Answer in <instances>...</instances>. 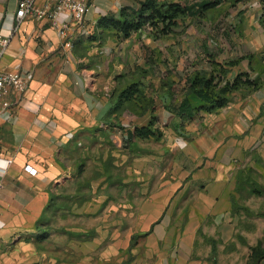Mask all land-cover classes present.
Masks as SVG:
<instances>
[{"label":"crops","instance_id":"crops-1","mask_svg":"<svg viewBox=\"0 0 264 264\" xmlns=\"http://www.w3.org/2000/svg\"><path fill=\"white\" fill-rule=\"evenodd\" d=\"M19 1L0 0V35L10 38L0 68H24L33 77L24 92L14 93L17 103L12 109L0 106V243L15 240L36 227L50 203L51 184L67 175L63 172L74 170L73 163H62V155L67 149L71 156L73 149H82L88 134H102L113 141L121 135L134 139L135 129L148 124L155 115L164 135L173 131H164L159 107L164 110L163 123L177 129L197 113L235 107L238 109L232 116L236 121L230 124L234 132L217 133L214 125V130L204 134L201 163L187 170L193 177L180 185L179 194L185 198L190 197V188L197 189L196 206L188 211L184 227L171 228L172 217L167 214L156 224L155 233L159 239L168 240L171 247L176 246L172 264H247L250 252L247 248L245 258L240 257V243L221 249L207 243L204 253L197 251L195 243L210 214H216L213 219L219 221L216 211L221 204L229 207L226 220L234 221L238 214L233 205V197L239 198L236 175L251 151L264 150V95L242 99L239 105L231 97L219 109L200 108L189 117L180 112L184 93L175 92L185 91L188 80L179 82L175 78L182 79L185 60L190 59L188 77L223 66L228 79L241 75V80H247L246 76L258 83L264 80V0H218L207 8L201 5L216 0H159L194 6L195 12L178 18L177 24L159 35L147 24L130 36L100 21L105 16H119L123 8L135 11L142 0H91L86 17L96 23L95 35L77 31L68 38L61 37L49 21L37 18L25 19L14 33ZM210 12L212 16L208 17ZM189 25L196 34L203 33L205 26L208 31L207 36L202 34L201 40H195L200 47L194 45L192 53L185 50V40H172L174 32L179 37ZM139 35L144 40L141 44ZM151 68L166 76L156 87L161 92L155 97L154 111L147 108L149 97L144 93L146 87H155L147 86L144 80ZM172 75L174 80H170ZM137 83L141 91L131 99L122 98V91ZM188 98L194 107L204 104L196 93ZM141 116L146 119L136 121ZM126 117L135 124L126 123ZM192 158L198 159V154ZM28 164L37 169L35 174L26 169Z\"/></svg>","mask_w":264,"mask_h":264},{"label":"rangeland","instance_id":"rangeland-1","mask_svg":"<svg viewBox=\"0 0 264 264\" xmlns=\"http://www.w3.org/2000/svg\"><path fill=\"white\" fill-rule=\"evenodd\" d=\"M207 16H212L211 12ZM220 24L224 26L223 21ZM205 28L203 33L196 34L189 25L181 30L179 37L174 32L172 40H185V50L192 53L196 50L194 45L200 47L195 40L202 34L208 35ZM143 41L140 36L138 43ZM187 61L191 60H185L182 79L175 78L179 82L189 78L187 67L192 64ZM144 80L147 86H155L144 90L148 99H152L161 92L156 87L166 76L151 68ZM170 80H174L173 75ZM249 80H241L231 95L237 105L242 99L264 95V80L254 84ZM237 109L200 112L177 129L163 123L164 110L159 107L164 131H173L160 138L129 139L121 135L118 141H113L104 139L102 134H88L82 149H73V156L67 149L62 155V163H73L74 170L63 172L67 175L51 184L50 204L40 224L15 240L0 243V264H172L176 246L171 247L168 240L158 238L156 224L171 214V228L184 227L188 211L196 206L193 202L197 200V189L190 188V197L185 198L179 194L180 185L193 177L187 170L201 163L199 154L203 153L204 134L214 130V125L217 133L234 132L230 124L236 121L232 113ZM143 117L136 121H144ZM125 121L135 124L132 118L126 117ZM195 153L198 159L192 158ZM239 172L236 179L241 176L247 186L237 194L240 207H234V212L239 215L234 216V221L226 220L229 207L221 204L216 211L221 217L219 221L213 219L216 214H210L202 235H198L197 251L204 253L207 243L217 249L240 243L243 248L238 255L244 259L247 248L251 254L252 246L260 242L264 246V194L250 192L252 185L264 186V150L251 151Z\"/></svg>","mask_w":264,"mask_h":264},{"label":"trees","instance_id":"trees-1","mask_svg":"<svg viewBox=\"0 0 264 264\" xmlns=\"http://www.w3.org/2000/svg\"><path fill=\"white\" fill-rule=\"evenodd\" d=\"M217 3H219L218 0L204 2L201 7L207 8L209 6H214ZM193 12H195L194 6H188L179 2L142 0L138 9L135 11L131 12L126 8H123L119 16H105L101 19L100 23L105 27L116 29L124 36H130L133 32L144 28L147 24H151L154 26L156 34L159 35L162 32H167L172 25L177 24L178 18L184 17L187 13ZM226 72L227 70L221 66L220 68L215 67L210 73H195L190 76L187 81V89L184 91L185 97L181 103L180 112L191 117L195 110L200 108L213 111L225 106L230 101L232 93L240 86L239 84L242 79L241 75H238L233 80L228 79L226 78ZM248 82H253V84L258 83L256 80H249ZM139 91L141 90L138 87V83L133 84L128 89L122 91L121 96L125 99H131V97ZM190 93H196L199 95L203 99L204 104H202L201 107H194L188 98ZM155 97L146 101L147 108H150L153 111L155 110ZM134 133L137 138H160L163 135L162 129L157 125L155 115H153L148 124L138 126ZM246 187L247 186L243 183V178L239 176L237 190L240 191ZM251 188L252 189L249 188L251 193L264 194V186L262 185L255 184L252 185ZM233 205L235 208L240 207L238 200L235 197H233ZM40 221L38 222L39 224ZM37 227L39 228V225ZM263 262L264 246L260 242L251 247V254L247 264H263Z\"/></svg>","mask_w":264,"mask_h":264},{"label":"built area","instance_id":"built-area-1","mask_svg":"<svg viewBox=\"0 0 264 264\" xmlns=\"http://www.w3.org/2000/svg\"><path fill=\"white\" fill-rule=\"evenodd\" d=\"M91 0H20L16 13L14 33L27 18L47 20L63 38L79 31L82 35L91 36L96 23L87 19L86 14ZM95 24V25H94ZM10 38L0 35V59L6 52ZM68 44V43H67ZM33 74L30 70L20 68L3 70L0 68V106L12 109L17 99L14 93L24 92L30 85ZM26 169L35 174L37 169L26 165Z\"/></svg>","mask_w":264,"mask_h":264}]
</instances>
